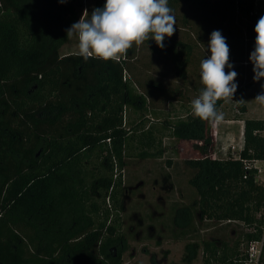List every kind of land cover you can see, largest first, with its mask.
Returning <instances> with one entry per match:
<instances>
[{
    "label": "trees",
    "instance_id": "16d2710c",
    "mask_svg": "<svg viewBox=\"0 0 264 264\" xmlns=\"http://www.w3.org/2000/svg\"><path fill=\"white\" fill-rule=\"evenodd\" d=\"M79 1L0 0V264H125L119 217L125 181L114 169L122 171L127 164L131 130L124 126V107L132 94L124 79L132 64L126 59L85 61L78 50L63 52L77 42L76 36L67 38L66 30L80 20ZM180 1L169 0V7L176 9ZM257 1H195L204 16L212 15L207 22L219 24L233 43L236 53L230 52L229 62L245 66L249 81L233 96L241 113H246L241 95L257 82L249 60L262 16ZM103 2L96 8H103ZM171 49L183 75L188 61L183 44ZM134 53L132 48L127 52ZM224 103H217L218 111ZM209 123L191 111L173 127V136L203 140L200 150L206 153ZM262 130L264 120L244 121L241 159L228 154L187 161L195 172L189 184L198 194L201 220L250 228L242 241L263 242L259 264H264L263 222L257 218L264 219V183L244 161L264 159V137L255 134ZM162 153L144 150L138 156ZM238 245L228 256L205 242L210 257L204 264H214V257L217 264H244L248 255Z\"/></svg>",
    "mask_w": 264,
    "mask_h": 264
},
{
    "label": "rangeland",
    "instance_id": "374dc122",
    "mask_svg": "<svg viewBox=\"0 0 264 264\" xmlns=\"http://www.w3.org/2000/svg\"><path fill=\"white\" fill-rule=\"evenodd\" d=\"M101 0H81L76 4V11L78 16L81 18L85 9L88 10L89 16L92 13V10L97 7L98 2ZM106 0H104L103 4H105ZM183 12H186V6L183 5V2L178 5L176 9H173V15L175 16V35L173 36V40L175 41H183ZM208 14V13H207ZM206 17V16H205ZM212 17V15H208L206 18ZM213 24V23H212ZM211 24V25H212ZM73 42L68 48L64 49V53H74L78 50V40L77 37H74ZM132 49H135V53L132 56L126 54L122 56L120 59L127 61L130 60V64H132V70L125 73V77H131L132 79H142L143 81L152 82L153 77L156 76V71L151 66L154 64V61L160 60L154 52L150 51L147 43H144L141 46L133 45ZM179 49V48H178ZM236 52L232 51L231 55L233 56ZM166 56L165 57L167 65L169 62L175 59V56L172 53L171 47L168 45L166 47ZM164 58V57H163ZM251 69V68H250ZM237 72L236 83L238 85L237 89L242 85L246 84L249 81L245 79V66L240 63H235L232 69ZM247 74V73H246ZM170 76V75H169ZM134 77V78H133ZM145 79V80H144ZM128 89L131 91L132 98L129 99V102H139L140 92L133 85L132 81L130 83L129 78L127 79ZM262 85H264V79H261L256 87L246 92L241 100H247L250 104L251 108V117H256L257 111L264 112V106L259 105L254 99L255 97L261 93ZM144 89V86L141 85ZM133 87V90H132ZM182 91H179L175 96L178 98ZM128 102V106L129 103ZM130 108V107H129ZM258 108L260 110H258ZM257 110V111H256ZM141 111V110H140ZM186 112L183 111V116ZM128 124L125 127L127 130H134L135 133L145 130L148 131V127H132L138 121L143 120V115L134 116L132 110L129 112L128 110ZM154 118H157L154 116ZM168 118L166 116H162L160 119L164 120ZM186 117H183V119ZM150 120V119H149ZM146 124V122H145ZM151 128V127H150ZM210 128V127H209ZM171 132V129H168ZM216 135L219 134L218 127H215ZM170 143H180L179 146H170L169 148L165 145H162V150L164 155L162 156V161L159 162L157 160H151L152 168H156V163H161L164 170L169 171V173L177 174L179 179H177L176 186L183 189V196L180 194H171L169 190H171L170 185L158 186V190L164 196L156 195L152 197V202L143 203L138 200L136 197L137 193L136 187L139 184V180L133 177L132 173V165L134 162L138 160H142L138 155L146 149L144 146H139L136 144L135 148H133V142L130 141L129 145L126 149V166L121 171L119 167H115L114 174L119 175L122 172L123 179L125 181V189L123 195V211L119 214L120 217V231L126 237V250L124 253V263L125 264H204V261L207 257H210V254L204 247V243L210 241L217 245L218 253L220 250V255L223 254V251L226 252L228 256L232 255L233 251L236 249V243L239 241L238 250L242 255H245L248 251L249 245L242 241L243 231L252 232L250 228H246L239 224H231V225H223L222 223H215L211 221H203L200 218V212L198 206L195 204L198 200V194L196 190L189 184L190 179L194 175V171L187 165V161L190 159L200 158L205 156L206 153L202 152L200 148H198L193 143H184L181 144L179 139L171 142L172 137H168ZM129 140L126 141V146ZM218 150H222V154L219 152L218 157L225 158L227 157V148L233 143L226 145V150H223L224 146L221 147V141L218 139ZM237 146H241L234 142ZM183 146V152L181 148ZM161 147H153L151 151L157 152ZM229 149V148H228ZM217 150V152H218ZM173 155V158H170ZM153 159V158H152ZM171 161L172 165H169L168 162ZM176 164L174 165V163ZM116 163V162H115ZM155 165H154V164ZM174 165V166H173ZM146 168V167H145ZM154 168L152 171H154ZM143 181V180H142ZM147 180L143 181V188L147 190L151 188L149 184H145ZM174 181V180H173ZM261 183H264V172L261 174L260 178ZM151 182H155L152 180ZM176 182V181H175ZM154 186V185H153ZM174 187V186H173ZM162 189V190H161ZM180 193V192H178ZM154 195V194H152ZM147 198V197H145ZM142 199V198H140ZM154 200H157L155 202ZM108 206L110 203L107 202ZM183 205V209L187 208L185 212V217L183 218V238L182 239H174L172 236L174 235V231H176L175 227L167 226L163 230L160 231L158 237H149L148 228L138 227L136 225V220L134 217V213H138L140 210L147 208L148 206L153 207V209H157L158 211L164 213L165 219L174 218V214L176 213V208ZM259 220H261L264 232V219H260V216H257ZM186 227V228H185ZM244 227V228H242ZM141 229V230H140ZM245 229V230H244ZM223 240V241H222ZM219 255V257H220ZM214 264L218 263V259L214 257Z\"/></svg>",
    "mask_w": 264,
    "mask_h": 264
},
{
    "label": "crops",
    "instance_id": "0c3cea01",
    "mask_svg": "<svg viewBox=\"0 0 264 264\" xmlns=\"http://www.w3.org/2000/svg\"><path fill=\"white\" fill-rule=\"evenodd\" d=\"M195 1L200 0L180 1V3L183 2V5L186 6V12H183V41L173 40V36L175 35L174 33L167 42L164 41L165 47L161 49L156 45L154 40H150L148 45L150 51H152L151 48H153L152 52H154V54L161 59V61H154V64L151 66L153 69H155L157 74L153 77L152 82L149 83V81H146L145 79V81H143L139 78L132 79L128 76H126L124 79L126 83L127 79L129 78L130 83L132 81L133 85L139 90L141 96L139 97L140 99L138 103L135 101L134 103L130 101L129 106L128 103L125 105L124 111L126 120L124 126L127 127L128 124V110L129 112L132 110L134 116L137 115L141 117V115H143V120H145L140 122L138 121V123H135L132 127H148V131L143 130L141 131L142 133H135L134 130H131L127 139L129 140L127 147L130 141L133 142V148H135L136 144L138 147L150 145L152 148L161 147V149L162 145H165L168 148L170 146L177 147L180 145V143H170L168 137H172L171 142L178 139L173 136V127H175L177 123L182 122L183 117H186L188 113L192 111L191 101L200 94V91L203 88L200 80V62L202 59H206L209 56L210 52L207 51V46L211 33L213 31L220 30L219 24L215 25L216 22L213 21V24L211 23L212 25L207 22V18L204 16V10L199 8V6L195 4ZM222 1L223 0H212V2L218 3H221ZM256 5L261 15L264 16V0L257 1ZM226 42L230 48V52L234 51V47L232 45L233 43H231L228 39ZM175 43L183 44V54L188 57V61L184 65L185 67L183 70V75L177 71L174 60L169 62V65L166 64L168 62L166 61L165 57H169L165 55L166 47L168 45L171 47ZM178 48L181 49L182 46H178ZM156 49L158 52H156ZM229 63L232 65L235 64V62ZM258 83L259 81H257L250 89L246 90L241 95V99L246 92L253 90ZM144 84L146 87L144 86L143 89L141 85ZM179 91H182V94L177 98L175 96L176 94L174 93H178ZM242 101L246 105V113H241L237 108L238 103L231 101L224 103L221 106L220 112L224 114V119L219 123H209V127H218L219 134L217 135V139H220L221 147L224 146V148H226V145L230 143L234 144V142L239 145L242 144L244 121L246 119L264 120V112L261 111L256 110L258 112L256 117L249 116L251 115V106L247 100L244 99ZM260 109L258 108V110ZM183 111L186 112V116H183ZM154 116L157 118H154ZM162 116H166L168 118L161 120L160 118ZM168 129H171V132ZM179 140L181 141L182 145L183 142L194 144L192 141H183L182 139ZM152 148L150 149L152 150ZM126 149L127 148L125 145V152ZM151 150L146 151H148L150 154H154V152ZM181 151L183 152V146ZM163 153L161 156L158 155L150 156L148 158H141L142 160L134 162L131 167L133 177L139 180V184L135 188V193H137L136 197L142 203L144 199L145 202L153 203L152 197L156 195L164 196L158 190V186L163 185V182L164 185H170L171 190H169V192H171V194H180L183 196V189L176 186V183H178L177 179H179L177 174L169 173V171L164 170L162 164L158 162H155L156 168L153 167L154 171H152L153 168L150 161L155 159L161 162L162 156L164 155ZM169 156H171L170 158H173V155ZM168 164L172 165V162L169 161ZM175 164L176 162L174 165ZM142 180H147L145 184H149L151 188L145 190L142 186ZM152 180H155V182H151ZM154 201L157 202V200ZM175 211L176 213L174 214V218L165 219L164 213L158 211L157 209H153L151 206H148L147 208L140 210L138 213H134V217L138 227L148 228L149 237H158V234H160L161 230L167 226H172L176 229L172 237L174 239H182L183 205L176 208Z\"/></svg>",
    "mask_w": 264,
    "mask_h": 264
},
{
    "label": "clouds",
    "instance_id": "9594fccd",
    "mask_svg": "<svg viewBox=\"0 0 264 264\" xmlns=\"http://www.w3.org/2000/svg\"><path fill=\"white\" fill-rule=\"evenodd\" d=\"M66 3L67 0H60ZM175 16L169 0H106L103 8H94L89 16L85 9L80 20L66 30L67 38L78 40V55L85 61L96 58L119 61L130 48L154 40L163 49L165 37L175 33ZM255 44L249 60L253 65V80L264 79V16L254 28ZM208 58L200 62V80L203 88L191 101L195 117L210 123H219L224 114L217 103L233 101L237 91V72L229 63L230 48L220 31H213L207 46ZM255 101L264 106V85ZM242 101V100H240ZM239 102V101H238Z\"/></svg>",
    "mask_w": 264,
    "mask_h": 264
},
{
    "label": "built area",
    "instance_id": "2783aa9c",
    "mask_svg": "<svg viewBox=\"0 0 264 264\" xmlns=\"http://www.w3.org/2000/svg\"><path fill=\"white\" fill-rule=\"evenodd\" d=\"M255 134L260 135L261 137H264V130L262 131H258ZM217 135L215 133V127H210L209 130V138H210V143L208 145V149L206 151V158H222V157H218L219 152L222 154V150H218V139H217ZM110 141V140H108ZM110 143V142H109ZM194 144L198 147V148H203L204 147V141L200 140V141H195ZM241 146H237L236 144H231L230 146H228L227 150V156L228 154H230L232 156V158L234 159H241V155L240 152L242 150V146H243V142L242 144H240ZM218 150V152H217ZM223 150H226L225 148ZM223 159V158H222ZM245 165L247 167H253L254 169L257 170V180L260 181L261 178V174L264 172V159L261 160H254L251 162H247L244 161ZM261 182V181H260ZM263 250V242H252L250 243L249 247H248V251H247V255L248 258L246 260V262L244 264H259V260H260V256Z\"/></svg>",
    "mask_w": 264,
    "mask_h": 264
}]
</instances>
